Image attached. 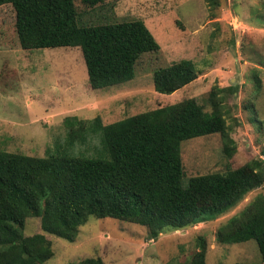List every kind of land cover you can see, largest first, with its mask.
<instances>
[{"label": "rangeland", "instance_id": "rangeland-1", "mask_svg": "<svg viewBox=\"0 0 264 264\" xmlns=\"http://www.w3.org/2000/svg\"><path fill=\"white\" fill-rule=\"evenodd\" d=\"M73 4L79 23L112 22L126 28L137 47L134 75L116 85L90 89L78 46L23 51L13 24L0 26V150L38 157L59 150L107 159L95 119L106 124L184 98L195 99L208 111L205 99L216 87L234 152L230 157L223 154L219 133L181 141L183 181L261 158L264 0H99L93 6L74 0ZM182 58L192 62L195 78L169 94L154 91L153 70ZM65 116L90 120L84 128L70 126L77 127L80 135L70 147L62 123ZM255 196L264 197V183L213 219L166 228L153 238L142 225L89 216L72 241L43 234L52 254L42 264H69L86 257H99L103 264H190L200 254L202 264H264L253 240L223 244L214 237L216 228ZM24 231L43 233L37 218L27 219ZM199 238L205 242L204 250L197 244Z\"/></svg>", "mask_w": 264, "mask_h": 264}, {"label": "trees", "instance_id": "trees-1", "mask_svg": "<svg viewBox=\"0 0 264 264\" xmlns=\"http://www.w3.org/2000/svg\"><path fill=\"white\" fill-rule=\"evenodd\" d=\"M73 1L0 0V26L13 24L17 46L23 51L78 46L90 89L130 80L137 47L126 28L112 22L79 23ZM98 1L80 0L87 6ZM195 76L192 62L178 59L153 70V89L169 94ZM219 91L209 90L208 111L195 99L184 98L106 124L95 119L107 159L59 150L42 157L0 150V264H42L52 254L43 234L72 241L89 216L142 225L153 238L166 228L213 219L260 187L262 158L183 181L181 141L219 133L223 154L230 157L234 152ZM89 121L75 116L62 119L67 146L79 141L77 127L84 128ZM259 152L264 158V145ZM29 218L38 219L43 233L26 235ZM214 237L223 244L253 240L259 260L264 261V197L246 203L216 228ZM197 242L204 250L205 242L201 238ZM201 260L202 254L190 264H202ZM69 264L103 263L99 257H86Z\"/></svg>", "mask_w": 264, "mask_h": 264}, {"label": "built area", "instance_id": "built-area-1", "mask_svg": "<svg viewBox=\"0 0 264 264\" xmlns=\"http://www.w3.org/2000/svg\"><path fill=\"white\" fill-rule=\"evenodd\" d=\"M262 159H263V163H264V158L263 157H261Z\"/></svg>", "mask_w": 264, "mask_h": 264}]
</instances>
